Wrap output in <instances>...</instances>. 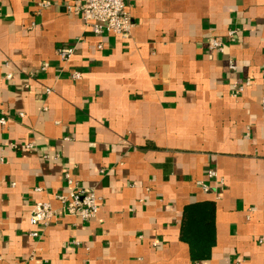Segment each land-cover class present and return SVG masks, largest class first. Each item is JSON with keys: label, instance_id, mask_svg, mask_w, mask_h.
Here are the masks:
<instances>
[{"label": "crops", "instance_id": "1", "mask_svg": "<svg viewBox=\"0 0 264 264\" xmlns=\"http://www.w3.org/2000/svg\"><path fill=\"white\" fill-rule=\"evenodd\" d=\"M78 1L0 0V264H264V0H125L127 38ZM65 175L93 218L59 209Z\"/></svg>", "mask_w": 264, "mask_h": 264}, {"label": "built area", "instance_id": "2", "mask_svg": "<svg viewBox=\"0 0 264 264\" xmlns=\"http://www.w3.org/2000/svg\"><path fill=\"white\" fill-rule=\"evenodd\" d=\"M49 2L41 1L39 7L44 8ZM70 12L80 15L84 23L91 26L94 33L109 32L120 35L124 38L129 37L130 31L134 25L131 14L126 7L125 0H79L77 4L68 7ZM239 29L231 28L226 33V40L230 43L236 42ZM204 45L210 51L222 52L225 47V41L216 35H209L204 38ZM72 47H58L56 54L62 61H68L73 54ZM228 69L234 71L236 64L233 60L228 61ZM81 73L73 71L71 77L79 79ZM9 77V75H7ZM249 83V80L246 81ZM46 93L51 92V88L45 89ZM242 91V85H233L232 97H236ZM264 107V98L261 100ZM6 122L5 118H0V124ZM31 144H26L29 148ZM209 176H215V172L209 171ZM72 187L65 193L54 195V200L58 203L59 209L66 214L78 217L82 221L93 218L99 209L100 197L90 188L83 187L77 182L72 181L69 175H65ZM204 191L208 190V186L202 182L199 183ZM57 210L48 201H36L29 213V222L35 224H47L55 216ZM30 236L37 237L38 233L32 231ZM259 239V242H262Z\"/></svg>", "mask_w": 264, "mask_h": 264}, {"label": "trees", "instance_id": "3", "mask_svg": "<svg viewBox=\"0 0 264 264\" xmlns=\"http://www.w3.org/2000/svg\"><path fill=\"white\" fill-rule=\"evenodd\" d=\"M195 258H202L206 256V253L201 252V249L197 248V249H193V254H192Z\"/></svg>", "mask_w": 264, "mask_h": 264}]
</instances>
